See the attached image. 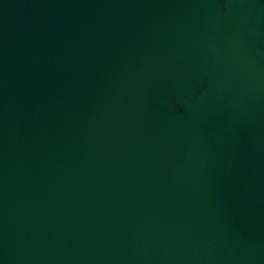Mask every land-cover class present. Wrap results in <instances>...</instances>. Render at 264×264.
<instances>
[{"label": "water", "instance_id": "95a60500", "mask_svg": "<svg viewBox=\"0 0 264 264\" xmlns=\"http://www.w3.org/2000/svg\"><path fill=\"white\" fill-rule=\"evenodd\" d=\"M0 264H264V0H0Z\"/></svg>", "mask_w": 264, "mask_h": 264}]
</instances>
